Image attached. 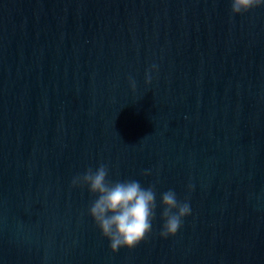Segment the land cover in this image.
Here are the masks:
<instances>
[{
    "label": "water",
    "instance_id": "water-1",
    "mask_svg": "<svg viewBox=\"0 0 264 264\" xmlns=\"http://www.w3.org/2000/svg\"><path fill=\"white\" fill-rule=\"evenodd\" d=\"M231 5L0 0V264H264V7ZM101 164L155 185L133 250L72 186ZM170 189L192 214L165 239Z\"/></svg>",
    "mask_w": 264,
    "mask_h": 264
},
{
    "label": "clouds",
    "instance_id": "clouds-1",
    "mask_svg": "<svg viewBox=\"0 0 264 264\" xmlns=\"http://www.w3.org/2000/svg\"><path fill=\"white\" fill-rule=\"evenodd\" d=\"M258 7H264V0H232L231 10L233 14H244ZM158 71L156 64L146 71L147 84L152 83V73ZM129 82L135 91L136 81L129 77ZM150 174L149 171L144 173L146 176ZM108 176L109 167L101 164L95 170L89 168L82 175L75 176L72 186H87L96 196L88 210L89 215L109 240L111 251L133 250L152 233L157 210L155 185L145 188L137 180L112 182ZM161 201L164 223L160 235L167 239L178 234L192 209L187 200L180 201L171 189L162 194Z\"/></svg>",
    "mask_w": 264,
    "mask_h": 264
}]
</instances>
